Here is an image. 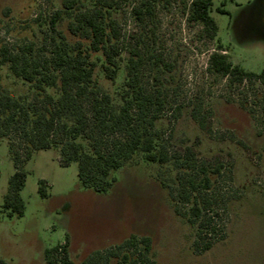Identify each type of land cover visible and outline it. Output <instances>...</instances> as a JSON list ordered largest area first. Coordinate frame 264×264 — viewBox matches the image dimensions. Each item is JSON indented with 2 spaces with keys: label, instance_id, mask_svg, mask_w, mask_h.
<instances>
[{
  "label": "rangeland",
  "instance_id": "374dc122",
  "mask_svg": "<svg viewBox=\"0 0 264 264\" xmlns=\"http://www.w3.org/2000/svg\"><path fill=\"white\" fill-rule=\"evenodd\" d=\"M189 1L156 2L151 22L135 19L133 0L121 4L115 16L126 45L140 44L143 56L150 52L141 70L148 88L154 84L152 56L168 64L160 80L167 104L156 127L165 130L170 152L181 154L191 146L207 164L224 166L213 193L219 230L209 249L201 250L202 242L195 249L194 229L162 185L165 168L141 156L112 173L115 182L107 193L96 194L79 185L75 162L62 166L57 150L36 151L23 165L24 214L8 218L1 206L14 167L7 141L0 139V258L9 264H47L44 250L62 244L68 260L82 264L92 253L135 235L150 238L155 264H264V85L227 86L225 79L206 72L216 45L201 26L186 22ZM221 1L212 0L209 15L231 62L246 71H264V0H231L224 6ZM59 5L60 0H0V39L10 47L39 46L45 28L39 22ZM0 73L13 93L26 90L5 69ZM96 73L106 90L120 89L123 71L114 84ZM177 106L180 116L173 117ZM193 108L203 117L202 130L190 117ZM39 180L46 181L47 198L38 193Z\"/></svg>",
  "mask_w": 264,
  "mask_h": 264
},
{
  "label": "trees",
  "instance_id": "16d2710c",
  "mask_svg": "<svg viewBox=\"0 0 264 264\" xmlns=\"http://www.w3.org/2000/svg\"><path fill=\"white\" fill-rule=\"evenodd\" d=\"M133 1L130 12L140 23L153 20L156 2H168ZM227 1L231 0H222L221 6ZM128 2L60 0L59 8L39 22L45 27L39 46L31 42L10 47L0 39V71L5 69L27 87L13 93L0 73V139H6L14 167L1 207L8 218L23 216L19 195L26 181L23 165L36 151L57 150L62 166L75 162L79 185L96 194L107 193L115 182L112 173L141 156L144 162L165 168L160 172L162 185L194 229L195 249L202 242L200 249L205 251L219 230L215 223L219 205L213 193L224 166L207 164L191 146L181 154L170 152L165 130L156 127L167 104L160 80L168 64L152 56L154 84L148 88L142 82L141 70L150 52L143 56L140 44L126 45L115 16ZM211 7L212 0H190L186 6V22L201 26L203 36L216 45L208 55L206 72L225 79L227 86L264 85V71H246L231 62L228 48L216 37ZM216 11L225 13L222 8ZM97 71L111 84L123 71L120 89L106 90ZM175 109L173 117L180 116L181 106ZM199 112L193 108L190 117L202 130ZM38 193L48 197L46 181L39 180ZM150 251L149 237L130 235L114 248L92 253L82 264H155ZM44 259L47 264H73L62 244L45 249ZM0 264L9 263L0 258Z\"/></svg>",
  "mask_w": 264,
  "mask_h": 264
}]
</instances>
